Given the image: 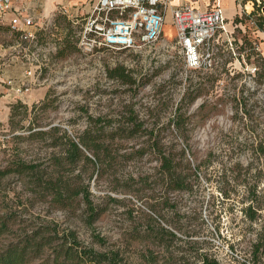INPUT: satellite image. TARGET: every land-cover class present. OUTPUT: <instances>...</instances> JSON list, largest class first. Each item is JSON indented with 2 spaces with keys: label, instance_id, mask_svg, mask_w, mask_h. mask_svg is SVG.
<instances>
[{
  "label": "rangeland",
  "instance_id": "obj_1",
  "mask_svg": "<svg viewBox=\"0 0 264 264\" xmlns=\"http://www.w3.org/2000/svg\"><path fill=\"white\" fill-rule=\"evenodd\" d=\"M94 1L38 0L33 42L0 23V77L29 87L0 104V217L12 228L0 250L20 228L52 222L100 250L125 249L127 264H206V254L219 264H264V33L236 27L232 44L218 34L208 68L186 67L172 24L153 44L87 54L79 37ZM246 14L254 26L257 16ZM70 139L84 155L59 174L88 184L106 208L94 224L103 246L51 195L40 197L33 176L8 171L22 161L53 173ZM148 245L152 263L142 257Z\"/></svg>",
  "mask_w": 264,
  "mask_h": 264
},
{
  "label": "built area",
  "instance_id": "obj_2",
  "mask_svg": "<svg viewBox=\"0 0 264 264\" xmlns=\"http://www.w3.org/2000/svg\"><path fill=\"white\" fill-rule=\"evenodd\" d=\"M19 1L21 6H16ZM170 0H97L83 25L79 46L87 54L105 50L137 49L153 44L163 35L165 9ZM38 0H0V23L7 24L24 42H33L36 19L23 3ZM13 13L9 19L7 15ZM263 12V9H261ZM173 24L188 69L213 65L215 40L225 34L232 44L234 31L227 28L223 9L217 4L201 10L191 4L173 10ZM32 70L27 71L31 75ZM15 93L28 91L25 83L5 82Z\"/></svg>",
  "mask_w": 264,
  "mask_h": 264
},
{
  "label": "trees",
  "instance_id": "obj_3",
  "mask_svg": "<svg viewBox=\"0 0 264 264\" xmlns=\"http://www.w3.org/2000/svg\"><path fill=\"white\" fill-rule=\"evenodd\" d=\"M263 7L264 0L261 3H255V9L246 14L247 18L257 16V23L255 22L253 26L255 31L264 29V16L260 12ZM243 16L244 14L241 17L238 16L235 22H245ZM92 149H95L97 153V146ZM83 155L79 143L70 139V148L66 155L53 158L51 163L54 167L53 173L48 172L45 168L41 169L38 164L22 161L17 162L16 167L8 171L17 172L19 175L30 174L33 176L35 186L40 188L38 192L40 197L51 195L50 201L53 205L65 210L68 215L77 216L84 228L92 230L94 243L103 246L106 245L105 236L96 231L94 224L101 218L106 208L93 200L88 184L78 187L74 183L75 177L65 178L63 174H59L64 165L73 166ZM85 158L91 160L88 156ZM164 167H170L167 157H164ZM54 173L58 174L56 179L52 178ZM45 176L46 178H44ZM28 177L30 176L28 175ZM187 186L185 176L179 173L177 187L185 189ZM76 207L79 208V212ZM244 212L251 220L256 219L258 215V209L253 205L245 208ZM10 219L9 216L0 217V235L11 231ZM164 231L167 230L162 227L161 231L157 232L156 236L159 240L164 239L161 234ZM259 248V243L252 246L251 257L253 260L257 258ZM124 252L125 249L120 247L105 246V249L100 250L94 244H85L77 229L70 227L61 229L58 224L49 222L31 230L20 228L17 238L0 250V264H29L40 258L43 259L41 264H127ZM145 252L147 253L142 254V257L148 263H152L156 258L155 251L148 245ZM204 259L206 264H219L216 257L206 254Z\"/></svg>",
  "mask_w": 264,
  "mask_h": 264
},
{
  "label": "crops",
  "instance_id": "obj_4",
  "mask_svg": "<svg viewBox=\"0 0 264 264\" xmlns=\"http://www.w3.org/2000/svg\"><path fill=\"white\" fill-rule=\"evenodd\" d=\"M262 0H170L167 8L165 9V23L164 27H168L167 24H173V10L177 7L191 4L195 6L196 8H199L201 10H209L213 9L217 6V4L220 5V7L223 9L224 16L226 18L227 22V28L230 31H234L236 27H243V30L250 34L252 36L253 34L258 37L262 33H264V30L255 31L254 27L250 23H244L243 21H240L239 23L235 22V19L238 16H242L244 13H251L255 9V3H261ZM97 0L94 1L93 4H95ZM16 6H21V3L19 1H15ZM24 6H26L31 14L35 16L34 9L37 6V3L32 2H26L23 3ZM13 15V13H9L7 15V19L10 18V16ZM36 19V18H35ZM166 21H170V23H166ZM163 27V29H164ZM175 27V26H174ZM164 33V30H163ZM177 34V31H176ZM253 35V36H254ZM260 49L264 53V42H260ZM25 75V74H24ZM18 84V83H15ZM4 88V86L7 89V92L5 95L0 96V104L8 101H15L16 99H20V94L15 93L9 86H6V83L4 80L0 77V91L1 88ZM26 96V95H21Z\"/></svg>",
  "mask_w": 264,
  "mask_h": 264
},
{
  "label": "water",
  "instance_id": "obj_5",
  "mask_svg": "<svg viewBox=\"0 0 264 264\" xmlns=\"http://www.w3.org/2000/svg\"><path fill=\"white\" fill-rule=\"evenodd\" d=\"M263 11H264V7H263Z\"/></svg>",
  "mask_w": 264,
  "mask_h": 264
}]
</instances>
